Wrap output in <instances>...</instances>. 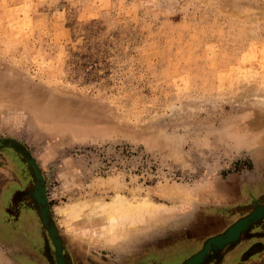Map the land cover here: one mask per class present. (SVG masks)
Returning a JSON list of instances; mask_svg holds the SVG:
<instances>
[{"label":"rangeland","instance_id":"1","mask_svg":"<svg viewBox=\"0 0 264 264\" xmlns=\"http://www.w3.org/2000/svg\"><path fill=\"white\" fill-rule=\"evenodd\" d=\"M42 189L69 264H184L264 206V0H0V264H58ZM116 191L159 209L62 223ZM200 264H264V217Z\"/></svg>","mask_w":264,"mask_h":264},{"label":"bare ground","instance_id":"2","mask_svg":"<svg viewBox=\"0 0 264 264\" xmlns=\"http://www.w3.org/2000/svg\"><path fill=\"white\" fill-rule=\"evenodd\" d=\"M165 193L172 194L176 196V198L184 200L194 198L191 194L190 196L188 195L187 190L185 191L184 189L173 186L167 187ZM37 197L39 206L43 209L46 208L48 206V199L46 200L45 192H38ZM158 209L159 207L157 204H155L148 195L142 196L136 192L131 196H127L120 191H116V193L111 196L110 201L101 197L92 200H82L80 198L70 200L59 207L58 213L62 217V223L68 227L71 228L75 224L81 223V229L78 230L79 232L87 236L90 234L89 236L91 238L101 237V239L103 238L104 240L109 238L108 240L113 242L125 231L151 220ZM255 211L256 212L252 215L250 214L235 222L228 229L226 234L220 233L210 238L203 249L195 253L184 264H196L207 251L217 250V252H219L232 241H236L241 236L242 231L247 228L252 221H257V219L259 220L264 217V206H257ZM48 231L55 247L58 264H69L65 256L61 255L60 257L59 254L63 249L58 230L55 227L56 232L52 229H48ZM56 234L58 238H56Z\"/></svg>","mask_w":264,"mask_h":264},{"label":"water","instance_id":"3","mask_svg":"<svg viewBox=\"0 0 264 264\" xmlns=\"http://www.w3.org/2000/svg\"><path fill=\"white\" fill-rule=\"evenodd\" d=\"M41 191H43V189L41 190ZM41 191H39V192H41ZM38 193V192H37ZM37 193H36V196H37ZM37 199H38V197H37ZM39 201V200H38ZM41 208V214H42V218H43V221H44V223L46 224V226L48 227V229L50 230V229H52L53 231H55V226L53 225V224H50L49 223V203H48V206L46 207V208H42V207H40ZM256 211H254L253 213H255ZM253 213H251V215L253 214ZM258 220V219H257ZM254 222H256V220L255 221H252L250 224H249V226L252 224V223H254ZM248 226V227H249ZM247 227V228H248ZM247 228H245L244 230H246ZM243 230V231H244ZM242 231V232H243ZM56 232V231H55ZM56 238H58V236H57V234H56ZM232 242H234V241H232ZM231 242V243H232ZM63 249V248H62ZM205 251V250H204ZM217 251V250H216ZM203 252V251H202ZM210 251H207L205 254H203L204 256L201 258V260L199 261V262H197L196 264H200L204 259H205V257L207 256V254L209 253ZM60 254V257H61V255L63 256V250L59 253Z\"/></svg>","mask_w":264,"mask_h":264}]
</instances>
